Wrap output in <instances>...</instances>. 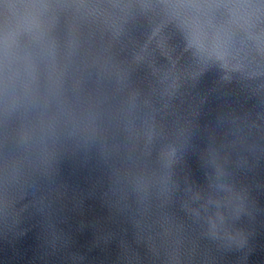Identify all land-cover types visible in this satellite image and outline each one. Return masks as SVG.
<instances>
[{"label": "water", "instance_id": "1", "mask_svg": "<svg viewBox=\"0 0 264 264\" xmlns=\"http://www.w3.org/2000/svg\"><path fill=\"white\" fill-rule=\"evenodd\" d=\"M0 264H264V0H0Z\"/></svg>", "mask_w": 264, "mask_h": 264}, {"label": "clouds", "instance_id": "2", "mask_svg": "<svg viewBox=\"0 0 264 264\" xmlns=\"http://www.w3.org/2000/svg\"><path fill=\"white\" fill-rule=\"evenodd\" d=\"M200 39H199V34L196 29L195 25L191 26V34H190V39H189V44L193 46H199Z\"/></svg>", "mask_w": 264, "mask_h": 264}]
</instances>
